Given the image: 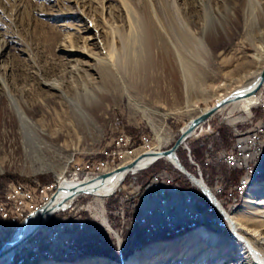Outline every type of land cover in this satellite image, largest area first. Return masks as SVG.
<instances>
[{
  "label": "rangeland",
  "instance_id": "374dc122",
  "mask_svg": "<svg viewBox=\"0 0 264 264\" xmlns=\"http://www.w3.org/2000/svg\"><path fill=\"white\" fill-rule=\"evenodd\" d=\"M134 19L143 27L147 45L140 62L126 61L120 66L119 71L123 69L120 77L116 73L103 75L93 59L70 55L59 48L60 42L68 38L74 46L86 43L90 53L101 56L108 52L113 35L119 49V35L128 32ZM87 35H92L93 39L85 41ZM159 40L164 41V47ZM175 47L184 58L183 64L188 61L189 71L182 72ZM0 52V75L27 117L44 131L43 136L54 146L52 169L32 172L24 156L22 130L0 82L1 197L7 182L12 179L20 180L18 184L24 189L29 187V179L34 182L57 179L60 182L65 174L69 176L66 171L72 153L75 157H86V164H92V158L100 154V149L113 147L112 137L116 139L122 130L136 138L139 133H146L150 136L147 145L155 144L154 149L170 146L191 117L261 71L264 64V0H0ZM51 81L57 82L64 94L51 87L48 84ZM83 90L91 91L96 99L89 100V104L83 102L84 114L80 115L64 96L76 97ZM260 90L261 87L255 92L258 98ZM263 115L258 103L251 107L249 114L229 104L200 125L202 133L206 132L198 136L193 134L177 149L181 162L196 172L197 165L189 159L186 146L197 148L200 156L192 155L201 179L213 194L216 193L214 195L225 212L240 211L238 230L248 237H253V228L262 229V208L258 203L264 201V156H259L260 175L243 188L239 187L237 203L221 201V193L215 184L225 187L219 179L223 176L227 182H232L229 178L235 170L240 171L236 183L239 182L242 169L226 165L222 153L232 144L233 140L228 138L231 131L235 133V128L246 131ZM135 150L125 153L122 160L109 169L118 166ZM212 152L215 155L213 161ZM34 166L38 167V164ZM161 170L170 172L182 190L194 189L204 218L188 220L194 225L173 237L164 235L176 229L145 233L155 239L138 247L135 239L140 237L136 238L132 232L133 225L116 230L121 224L114 211L115 206H122L131 199L138 210V194L127 201L124 191L119 189L102 199L80 194L74 203L86 215L85 229L96 232L105 245L110 246L106 249L108 253L65 257L39 254L33 257V244H29L37 237V232H33L17 247L12 264H83L86 261L127 264L148 246L155 249L140 264H154L172 253L180 242L177 255L168 264H184L188 254L195 249L190 264H247L248 253L240 249L242 244L233 234L227 218L166 158H158L135 173L128 172L121 184L127 187L129 194L135 183L143 185L152 173ZM236 183H230L229 187ZM249 186L261 190L253 196L252 206L242 208ZM100 208H103L102 214ZM202 227L215 233L220 241L205 242L208 245L205 248L201 247L204 242H186ZM0 230L2 246L13 229L6 224ZM77 236L83 251V241ZM41 246L43 249L48 247L45 243Z\"/></svg>",
  "mask_w": 264,
  "mask_h": 264
},
{
  "label": "built area",
  "instance_id": "2783aa9c",
  "mask_svg": "<svg viewBox=\"0 0 264 264\" xmlns=\"http://www.w3.org/2000/svg\"><path fill=\"white\" fill-rule=\"evenodd\" d=\"M258 104L264 111V84ZM260 120L254 121V124L246 131L235 128V137L230 148L222 153V159L226 165L242 169L241 179L235 186L225 188L219 183L215 184L216 190L223 194L224 201L230 204L232 200L235 201L241 181L255 172L250 171V163H257L258 169L260 168L259 156H264V117ZM148 136L142 132L136 138L122 130L120 139L112 137V148L98 151L100 154L93 157V164H86V157H75V153H72L69 158V168L66 171L69 176L66 174L64 176L76 178L109 169L111 165L118 164L127 151L150 148L152 145H147ZM193 158L192 155L190 160L197 163ZM18 181V179L9 180L5 192L0 197V228L7 224L14 230L18 226L20 217H25L29 211L40 207L58 187L57 179L47 183L29 179V187L18 189ZM182 188L176 178L165 170L152 173L143 185L135 183L133 189L129 190V194L126 191L127 187L121 184L119 190L124 191L125 201L136 194L142 199L136 201V205L140 207L138 210H135V206L131 203L132 199L128 203L124 202L122 206L114 207L121 224L120 228L116 229L131 228V225L136 224L142 227L145 234L175 229L183 219L188 221V219L204 217L202 205L194 189L182 190ZM75 198L77 197H74L65 209L59 210L58 214H53L35 231L37 237L31 239L29 243L33 244L31 249L33 257L39 254H57L61 257L78 256L82 253L77 235L79 231L86 228V215L82 214L78 205L74 203ZM1 233L0 241H2ZM42 243L48 247L43 249Z\"/></svg>",
  "mask_w": 264,
  "mask_h": 264
},
{
  "label": "bare ground",
  "instance_id": "6f19581e",
  "mask_svg": "<svg viewBox=\"0 0 264 264\" xmlns=\"http://www.w3.org/2000/svg\"><path fill=\"white\" fill-rule=\"evenodd\" d=\"M113 36L111 37V41L108 44V52L106 51L107 53L101 56L94 54V53H90L89 50L85 46L86 43L80 46H74L68 38H64L60 42L59 48L70 55L76 54L81 57H87L89 59L90 58L93 59L95 61V66H99L98 69L101 70V74L103 75L112 76L113 74L115 75L116 73L120 77L122 76L123 69L119 71V68L120 66H124L126 61H129L131 63H134V62L138 63L141 61V59H143L145 48L147 45L146 44L147 40L145 37L143 27L140 26L139 23H137L136 19L132 20V24L130 25V28L126 34L119 35V45H120L119 49L115 45ZM90 39H93L92 35H87L84 37L85 41L90 40ZM159 41L160 42L158 43H160V45L164 47L165 46L164 41L163 40H159ZM175 50L176 52L178 51L176 47H175ZM176 55L180 63V66L182 68V72L189 71L188 61H186V64H185L186 66H185L183 64L184 62L183 56L179 55L178 52L176 53ZM76 65L77 64L75 63L74 66ZM260 73L261 71L253 75V77H251L247 83L241 85L240 87L236 88L232 92H229L225 95L220 96L219 100L223 99V102L219 105H216L215 109L212 112L208 113L207 116L204 117L197 124L196 128H191L190 130H188L187 136L185 137L183 142L180 143L179 146H182L183 144H185L186 140L193 134L197 135L196 134L197 130H199V133L202 132V128L200 127V125L204 123L214 113L218 112L219 110L228 106L229 104H232L233 108L240 109L245 114H249L251 112V107L257 104L262 97V86L264 84V81L260 83V85L257 87L255 91L251 90L252 87H254L255 83L258 82ZM0 82L2 83L5 89L6 96L8 97L10 101V104L15 112L19 126L22 130L24 156H25V160L28 161L30 164V170L32 172H35V171L52 169L53 163L51 161V156L54 151L53 144L49 142L43 136L44 131L38 128L37 126H35V124H33L32 121L27 117L23 109L20 107L17 99L11 93L5 79L1 75H0ZM48 84L51 87L59 89L60 92L64 94L63 89L58 85L57 82L51 81V82H48ZM259 87H261V90L258 94L259 95V98H258L255 92L259 89ZM125 92H128L126 87H125ZM64 97L72 106L71 108H73L74 111H76L80 115L84 114L83 102L89 104V100L96 99L95 94L87 90H83L76 97H69L66 95ZM216 103H214L213 105H215ZM258 121H261V120H258ZM121 137H122V131H121V134L116 139H120ZM154 147H155V144H153V146H151L150 148H143V149L136 148V149H141V150L134 149L135 151L127 155L125 157V160L122 163H120L118 166L112 169H109L108 171H105V172L102 171L103 173L99 172L101 173V174L98 173L99 175L95 173L92 175H85V176L76 177V178L64 176L63 179L60 180V182L58 180V187L56 189L57 191L55 190L56 195L51 203L54 204L55 202H57L59 199L64 197L71 189L73 190V188H75L76 190L73 191L71 196L68 198V204L74 197L85 193V192L77 193L78 192L77 190H80L82 188L89 190L90 193H86V194L93 195L97 199L105 198L106 196L111 194L109 189H106L105 187H111L117 182L125 165L135 159H137V165L145 164L146 161L156 156L161 150V149H154ZM186 147L188 150L189 147L188 146ZM177 149H176V154H177ZM147 152H148V155H144V153H147ZM165 158L168 161H173L174 163L178 164L173 154H168L166 155ZM67 161H68V158H67ZM35 164H38V167H35L34 166ZM92 164H93V158H92ZM257 165H258L257 163H250V171H255V172L253 174H249L248 177L244 178L241 181L239 187L243 188L247 183L250 182V180H252V178H256L260 175L261 169L260 168L258 169ZM1 169L2 167L0 166V170ZM93 175H96V176H93ZM201 177L202 175L200 172V176L197 175L196 179H194V182H196V186L197 185L201 186V187L200 186L199 187L197 186V187L202 191V193L204 194L206 198H209L212 201L211 203L213 205L215 204L217 205L218 211L221 212V214L225 218H227L228 224L231 227L233 234L239 239V241L242 244V247H240V249L248 253L247 254L248 255L247 264H264V201L258 203L260 207L262 208L260 211V218H261L260 226L262 227V229L258 230V228L257 229L253 228L252 230L254 232L253 237H248L238 230L239 228L238 220H239L240 211L237 213H231V214H228L227 212H225L221 204L218 202V200L216 199L214 195L216 193L214 192L213 194L212 191L210 190V187H206V184L201 179ZM193 184L195 185V183ZM119 188L120 186L117 189ZM18 189H24V186L21 184H18ZM260 190L261 188L256 189L255 186L254 187L249 186L244 196L242 208L247 207V206H252V203L254 202L253 196L256 193H258ZM51 195L48 197V199L51 197ZM218 195H220L219 192H218ZM220 200L223 202H226L224 201L223 197ZM220 210H222L223 212ZM99 212L102 214L103 208H100ZM28 214H29V217H27V219L23 223L21 220V222L18 224V229L16 230V233L12 236V238L7 242L5 241V243L3 242L4 245H2V251L0 252V264H12L14 253L16 252L17 247L29 237L28 236L27 238L23 239L24 238L23 234L27 233L29 230H31L34 227L41 213L38 207L36 209H33L32 211H29L26 215ZM201 218H204V217H201ZM199 219L200 218H194V219H188V220L197 221ZM175 229H170V230H175ZM155 232H161V231H155ZM155 232H152L151 234ZM216 236L217 235L215 233L212 234L207 229L202 227V228H198L197 230H195L193 234L190 236V238L187 239L186 242H188V240L192 244L204 242L201 245V247L205 248L206 246H208L206 244L207 242L216 243L217 241H220L218 240V237ZM181 245L182 243L180 242L178 246L174 249L175 251L173 250L172 253H168V255L161 257L157 262L154 261L155 262L154 264H168L172 259H174L175 255H177V251L180 249ZM154 249L155 248L151 246L146 247L143 253H139L134 259H131V260L129 259V261H127V264H140L142 260L146 259V257H148L149 254H151V252ZM240 249L238 251H240ZM196 250L197 249L193 250V252L191 251L192 254H188L187 259L185 260L184 264L191 263V261L193 260L192 258L194 257L193 256L194 252H196ZM49 255L52 256V254H49ZM94 262L86 261L83 264H94ZM96 264H105V263L104 261H102L101 263H96Z\"/></svg>",
  "mask_w": 264,
  "mask_h": 264
},
{
  "label": "water",
  "instance_id": "95a60500",
  "mask_svg": "<svg viewBox=\"0 0 264 264\" xmlns=\"http://www.w3.org/2000/svg\"><path fill=\"white\" fill-rule=\"evenodd\" d=\"M264 81V64L262 66V69H261V73H260V77H259V80L257 83H255L254 87H252V91H255L257 89V87L260 85V83H262ZM223 102V99L217 101V103L215 105H212L210 108L202 111L201 113L191 117L184 126H182L180 128V132H179V135L177 136V138L173 141V143L168 146V147H165L163 149H161L159 151V153L152 157L151 159H149L148 161L145 162V164L143 165H137V159L127 163L120 175V177L118 178L117 182L112 185L111 187H105L106 189H109V191L112 193V192H115L116 189L120 186V184L122 183L123 179L125 178L126 174L128 172L130 173H135L137 172L139 169H142V168H145V167H148L150 166L156 159L160 158V157H166V155L168 154H173L177 163H174L173 161H170L177 169H179L183 174H185L188 179L192 182V183H195L196 185V182H194V179H196V176L199 175L200 176V171H199V168H198V164L196 163L197 165V169H196V172H193L191 170H189L182 162L181 160L178 158L177 154H176V149L178 148V146L180 145L181 142H183V140L185 139V137L187 136V133H188V130H190L191 128H196L197 127V124L204 118L207 116L208 113L212 112L216 105H219ZM206 132V131H204ZM203 132V133H204ZM202 132H200L199 134H197L196 136L200 135V134H203ZM144 155H148V152L147 153H144ZM187 155L190 159L191 155H190V149L187 150ZM192 161V160H191ZM135 176V175H134ZM198 186V185H197ZM199 187V186H198ZM76 189L73 188V190L71 189L64 197H62L61 199H59L57 202H55L54 204H52L51 202L53 201V199L55 198V195H56V191L53 192V194L51 195V197L46 201L44 202L40 207H39V210H40V216L39 218L37 219V222L36 224L34 225V227L29 230L27 233L23 234L24 235V238H27L29 235H31L33 232H35L38 227L43 224L46 220H48L53 214H55L57 211L59 210H62V209H65L67 206H68V198L71 196L72 192L75 191ZM78 192L77 193H80V192H85V193H90L89 190L87 189H80V190H77ZM27 217H29V214L26 215L23 219H22V223L27 219ZM18 229V226L11 232V234L7 237L6 239V242L9 241L12 236L16 233V230ZM22 239V240H23ZM2 251V246H0V252Z\"/></svg>",
  "mask_w": 264,
  "mask_h": 264
},
{
  "label": "trees",
  "instance_id": "16d2710c",
  "mask_svg": "<svg viewBox=\"0 0 264 264\" xmlns=\"http://www.w3.org/2000/svg\"><path fill=\"white\" fill-rule=\"evenodd\" d=\"M234 132H230V135H229V137L228 138H230V141H232L233 139H234ZM189 149H190V155L192 156V154H194V156L196 157H198V156H200V154H199V151L197 150V148H192V147H189ZM191 151L193 152V153H191ZM196 157V158H197ZM208 158V157H207ZM211 158H212V161L215 159V155L213 154V152L211 153ZM215 162V161H214ZM183 163V162H182ZM184 164V163H183ZM185 165V164H184ZM186 166V165H185ZM235 173H234V175H232L233 177H230L229 179L230 180H232V182H230V181H226L227 179L226 178H223V176H221V179H219V182H223L224 183V185H225V188H227V187H229V184L231 183H236L237 182V179H238V177H239V175H240V171L239 170H235L234 171ZM207 175H209V173H207ZM223 194L221 193V196H222ZM239 198H240V195H237L236 194V199H235V201L234 202H236L237 203V201L239 200ZM220 199H222V197L220 198ZM134 206H135V204H133ZM179 226L176 228V230L175 231H173V232H170V233H168V234H165L164 236H176L177 234H179L178 232H181L182 230H185V228L187 229V228H189V227H191L192 225H194V223L193 222H189L188 223V221H186L185 219H183L182 220V222H180L179 224H178ZM180 225H183V226H180ZM133 231L132 232H134L135 233V235H136V238L139 236L140 238H139V240L137 239V241H136V239H135V244H136V246H141V245H147L148 244V242L149 241H151V240H154L155 238H152V237H147L145 234H144V231H143V229L142 228H140L138 225H136V224H134L133 225ZM175 233V234H174ZM79 236H80V238L82 239V241H83V251H82V253H81V255H90V254H95V253H102V254H107L108 253V250H106L108 247H110V246H108L107 244L105 245V243H104V241L103 240H101V238H99V235L95 232V233H90L89 232V229H88V231H87V229H84V230H82V231H79V234H78ZM133 235V234H132ZM124 237H123V242H124ZM131 239H132V236H131ZM161 239V238H160ZM123 242H122V244H123ZM150 243V242H149ZM123 246V245H122ZM29 262H27V264H28Z\"/></svg>",
  "mask_w": 264,
  "mask_h": 264
},
{
  "label": "crops",
  "instance_id": "0c3cea01",
  "mask_svg": "<svg viewBox=\"0 0 264 264\" xmlns=\"http://www.w3.org/2000/svg\"><path fill=\"white\" fill-rule=\"evenodd\" d=\"M39 181L40 182H43V183H47L48 181H50L49 179H47V180H42V179H39ZM27 185V184H26ZM139 197V199H142V197L141 196H138ZM138 199V200H139Z\"/></svg>",
  "mask_w": 264,
  "mask_h": 264
}]
</instances>
